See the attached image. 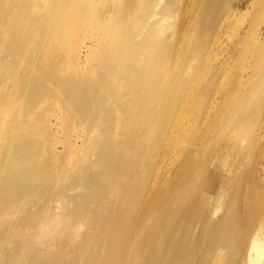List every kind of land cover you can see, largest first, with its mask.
I'll list each match as a JSON object with an SVG mask.
<instances>
[{
    "label": "bare ground",
    "instance_id": "bare-ground-1",
    "mask_svg": "<svg viewBox=\"0 0 264 264\" xmlns=\"http://www.w3.org/2000/svg\"><path fill=\"white\" fill-rule=\"evenodd\" d=\"M21 7L37 9V38L58 44L61 32L78 64L59 72L50 57L31 75L0 73V100L42 109L47 128L60 118L49 99L82 125L109 124L103 144L86 130L63 150L28 147V122L3 125L0 218L23 213L3 230L41 219L48 238L29 262L264 264V0H2L0 14L14 10L3 36ZM85 25L103 37L78 45ZM183 141L194 144L177 149ZM69 154H84L75 167L86 170L59 180ZM84 186L96 191L78 194Z\"/></svg>",
    "mask_w": 264,
    "mask_h": 264
},
{
    "label": "rangeland",
    "instance_id": "rangeland-1",
    "mask_svg": "<svg viewBox=\"0 0 264 264\" xmlns=\"http://www.w3.org/2000/svg\"><path fill=\"white\" fill-rule=\"evenodd\" d=\"M243 1L245 4L248 0ZM3 2L5 3V1ZM1 3L2 0H0V4ZM13 12L14 10L10 12L6 11L4 13L2 12L0 14V25H6L8 19L13 18ZM32 12L36 13L38 11L37 9H34L33 11L30 10L28 13L24 12V8L21 7L20 11L18 9V13L16 15L19 20L14 26V29H12L13 31L11 35L9 37L6 36V38L0 33V44H2V42H5L4 51L0 49V57L3 58V60H1L0 58V73L6 77L5 79L8 78L9 81L15 79L18 76H27L33 74V66L45 65L50 57L55 58L51 59L50 61V66L54 70L57 69L59 72L61 70L68 73L69 71L72 72L75 68H77L76 65L78 64V60L76 54H73V52H71L70 49L67 48L69 41L65 44L62 43L61 32L58 36L60 39L58 40V44H53L49 40L43 42L37 38V33L34 31V27L36 25L34 22H29L30 20H33L35 15H33ZM92 12L94 13L93 10L87 12L84 15L85 18H93V16L96 14H93ZM165 26V24H161L159 25L158 29H162ZM58 27L61 31L62 28L59 25ZM41 32L44 34L45 31L41 30ZM72 33L73 35H75V37L77 36L78 45H90L91 37L94 36H100L101 38L103 37V34H97V32L93 30V27L90 25H85L79 31H76V33ZM46 36L48 38H46ZM50 36V34H46L45 39H49ZM100 49L101 48L99 47V51ZM15 50L16 53L13 54L12 52ZM88 59H90L89 69L86 73L92 75L97 74V64L92 59V56ZM5 79H2V76L0 75V82L4 81ZM10 89L12 90L10 86H4L2 88V90L7 92ZM1 102L3 103L0 104V138H5L8 136V134L3 132V130H5L3 127L4 124L8 126L9 130L13 131L12 124L15 123L13 122V120L28 122V139L26 140L28 141L26 143L28 147L31 145V143H34V145H36V143L39 145H43L48 139L53 145L57 144V147L63 150V144H65L68 138H74L76 134L78 135V133H84L86 130L91 131V134L96 135L95 137H97V135L99 134L98 136H101L103 138V142H100L101 144L106 141V138L108 136L104 133V130L109 127V124L107 123V121L105 122L102 116L98 117L91 126L82 125L76 118H72L71 116L67 115L66 109L62 105H59L56 100L49 99V102H52L51 106H53L51 108V112H59L60 118L56 121V124L53 125V127L49 126L48 128L44 123L42 109H33L34 107L31 104H28L27 107L24 104H18L11 99ZM122 104V102L117 101V103L114 104H107L106 107L109 109L119 107ZM37 112L41 114V118L34 119L32 115L33 113ZM235 142L237 143V141H232V145H234ZM193 144L194 141H183L176 147L177 149H184L186 147L192 146ZM244 144H246V141L240 142L241 147H243ZM129 152L132 153L131 151ZM9 155L10 153L8 151L0 154V160L8 157ZM83 159L84 154L81 155V157L77 158L74 154H69L66 158H64L65 167L64 169L59 171L60 173H58L57 178L61 180L66 175H70L73 178L80 177L83 174V171L86 170V166H83L81 168V171H79L77 170L78 167L76 168L75 165L79 163L81 164ZM214 165L216 166L217 162H215ZM3 170L6 169L3 168ZM93 173H95V170ZM57 184L60 187H66L70 185V183L66 181H58ZM84 188L85 189H78L77 193L81 195L91 196L96 191V188L94 187L88 188L84 186ZM71 207L73 206L67 205L68 209H70ZM22 215L23 213L19 214L18 217L16 215H5L4 218H0V264H32L31 262H29L31 257L34 258L39 256L41 253H43L44 255L47 253L48 238L41 236L44 233L43 230L40 231V229H36L37 223L41 219H35L33 222H31V224L23 221L22 225L20 224L19 226H14L8 231L3 230L6 226L7 228L10 227L8 226V223L3 224V222L9 219L11 220L10 222L14 221L15 219L18 221L17 218H22ZM83 230L84 229L82 228L79 232H82ZM8 258L11 259L6 260ZM44 261L45 257H42L40 260H38L39 264H42Z\"/></svg>",
    "mask_w": 264,
    "mask_h": 264
}]
</instances>
